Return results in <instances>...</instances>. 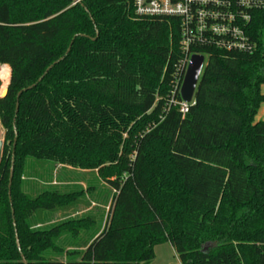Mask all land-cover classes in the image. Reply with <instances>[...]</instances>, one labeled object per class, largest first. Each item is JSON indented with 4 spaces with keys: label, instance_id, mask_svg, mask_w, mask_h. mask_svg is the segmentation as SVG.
Wrapping results in <instances>:
<instances>
[{
    "label": "trees",
    "instance_id": "16d2710c",
    "mask_svg": "<svg viewBox=\"0 0 264 264\" xmlns=\"http://www.w3.org/2000/svg\"><path fill=\"white\" fill-rule=\"evenodd\" d=\"M248 33L251 52L202 51L183 114L174 20L134 0H0V264H148L166 241L181 264H264V11ZM100 218L76 260L47 255Z\"/></svg>",
    "mask_w": 264,
    "mask_h": 264
},
{
    "label": "built area",
    "instance_id": "2783aa9c",
    "mask_svg": "<svg viewBox=\"0 0 264 264\" xmlns=\"http://www.w3.org/2000/svg\"><path fill=\"white\" fill-rule=\"evenodd\" d=\"M135 13L144 17H168L179 27V43L184 57L179 64L175 89L181 86L192 55L218 48L229 51H253L248 33L255 12L264 11V0H134ZM175 93V91H174ZM192 102L172 99L183 114ZM68 264V263H64Z\"/></svg>",
    "mask_w": 264,
    "mask_h": 264
},
{
    "label": "rangeland",
    "instance_id": "374dc122",
    "mask_svg": "<svg viewBox=\"0 0 264 264\" xmlns=\"http://www.w3.org/2000/svg\"><path fill=\"white\" fill-rule=\"evenodd\" d=\"M2 88H3V84L0 87V96L5 94V93H2ZM5 137H6V129L2 125L1 119H0V142H1L0 160L2 157L3 148H4V144H5ZM61 169H62L61 166H57L56 171L59 172V171H61ZM96 207L97 206H94V209H97ZM106 210H108V209H106ZM53 215L54 214L52 212L48 211L44 215V218L47 219L48 217H51ZM105 223H106V219L100 218L98 220L96 226L93 227L90 231H88V232L84 231L80 236H77V237L69 236L70 239H68V240L61 238L58 241V243L60 246H62L63 250L59 251L57 253L48 252L47 255L52 256L54 259H60V260H67L68 259L70 261L76 260L79 257L78 254H69L68 253L69 247H71L73 249H80L79 246L83 243L84 239H86V238L89 239V237H91L96 230H98L100 228H104ZM68 244H69V246H68ZM148 264H181V260L179 258L178 253L176 252L175 248L173 247V245L169 241H166V242L159 243L155 246V258L151 262H149Z\"/></svg>",
    "mask_w": 264,
    "mask_h": 264
},
{
    "label": "water",
    "instance_id": "95a60500",
    "mask_svg": "<svg viewBox=\"0 0 264 264\" xmlns=\"http://www.w3.org/2000/svg\"><path fill=\"white\" fill-rule=\"evenodd\" d=\"M80 0H75V3L78 2ZM71 50V46L69 47L68 51L66 54H68ZM64 57H61L60 59H58L54 64L50 65L48 67V69L45 71V73L39 78L38 81H41L44 76L48 73V71L57 63H59L61 60H63ZM206 63H205V57L202 54H194L191 57V60L189 62L182 86H181V98L182 100L186 101V102H192L194 97H195V93H196V89L201 77V74L203 72V69L205 68ZM36 84H33L31 86H29L28 88H33ZM25 90V89H24ZM24 90H21L18 93V99L20 98L22 92ZM19 109V101L17 102V107H16V112H18ZM16 142H17V131H16V137H15V142H14V146H16ZM13 173H14V156H13V162H12V167H11V175H10V183H9V187L11 188L12 185V179H13ZM10 197H11V189H10ZM17 238V243H18V247L21 250V245H20V240L18 237V234L16 235ZM22 260L24 264H28L27 259L24 257V255H22Z\"/></svg>",
    "mask_w": 264,
    "mask_h": 264
},
{
    "label": "crops",
    "instance_id": "0c3cea01",
    "mask_svg": "<svg viewBox=\"0 0 264 264\" xmlns=\"http://www.w3.org/2000/svg\"><path fill=\"white\" fill-rule=\"evenodd\" d=\"M5 66H8L9 70H10V75H9V80L7 83L4 82L3 80V76L1 74L2 72V69L5 67ZM11 77H12V68L10 65L8 64H0V80L3 84V88H2V93H5L4 95L0 96V97H5L7 96L8 92H9V85L11 83ZM262 92L264 93V85L262 86L261 88ZM256 120L259 121V120H264V102L261 103L260 105V108H259V111H258V114L256 116ZM0 154H1V142H0ZM58 183H68L66 181H63V182H58ZM83 183V182H82ZM85 184V183H83ZM94 206H99L98 203L96 202H93L92 203ZM91 205L89 207H83V208H77V209H71L68 213H63L62 211L61 212H58L55 216H54V220L53 221H59V220H62L64 219L65 217H69V216H77V215H82V214H85V213H88L91 209L94 208V206ZM102 207H105V206H102ZM108 210H109V206L106 207Z\"/></svg>",
    "mask_w": 264,
    "mask_h": 264
},
{
    "label": "bare ground",
    "instance_id": "6f19581e",
    "mask_svg": "<svg viewBox=\"0 0 264 264\" xmlns=\"http://www.w3.org/2000/svg\"><path fill=\"white\" fill-rule=\"evenodd\" d=\"M2 76H3V80L5 83L8 82L9 80V75H10V70L8 68V66H5L4 69L1 72Z\"/></svg>",
    "mask_w": 264,
    "mask_h": 264
}]
</instances>
